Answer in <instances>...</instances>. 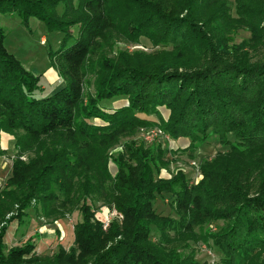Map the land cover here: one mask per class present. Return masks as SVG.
<instances>
[{
    "label": "trees",
    "instance_id": "obj_1",
    "mask_svg": "<svg viewBox=\"0 0 264 264\" xmlns=\"http://www.w3.org/2000/svg\"><path fill=\"white\" fill-rule=\"evenodd\" d=\"M236 13L234 21L227 0H0V17L17 14L25 27L36 18L61 34L50 60L65 83L43 93L40 78L6 49L0 24V134L15 137L19 156L32 155L28 162L17 159L0 187V264H198L179 254L175 238L196 240L184 230L199 216L229 222L221 234L205 235L227 264H264V61L235 56L225 41L233 21L254 44L264 39V0H238ZM142 38L159 50L112 56L117 43ZM121 97L129 106L109 113L103 103ZM163 106L172 113L164 128L171 138L197 142L211 132L229 147L203 165L198 186L182 181L176 190V178L157 180L161 154L143 145L114 160L110 155L119 137L153 124L142 115L159 116ZM252 172L260 178L255 197L245 188ZM165 192L175 196L178 222L154 209ZM92 195L124 216L113 244L107 243L112 234L90 223ZM32 207L46 218L80 212L78 256L75 250L32 256V243L4 254L10 224ZM153 227L159 242L150 239ZM171 228L173 236L166 232Z\"/></svg>",
    "mask_w": 264,
    "mask_h": 264
},
{
    "label": "rangeland",
    "instance_id": "obj_2",
    "mask_svg": "<svg viewBox=\"0 0 264 264\" xmlns=\"http://www.w3.org/2000/svg\"><path fill=\"white\" fill-rule=\"evenodd\" d=\"M237 1L227 0L230 16L234 21L238 19L236 13ZM61 10L62 8L59 9V13H61ZM234 21L229 23L226 28L225 41L227 47L233 50L235 56L247 57L250 62H263L264 39L258 44H254L251 40L252 34ZM0 24L6 33L5 47L8 52L22 63L27 72L40 78L41 91L50 95L51 89L57 88L63 81L59 70L53 67L50 60V52L58 50L60 46L61 34L48 32L45 24L36 18H30L29 26L25 27L17 14L2 15ZM74 33L77 34V29ZM157 50L159 48H156L148 39L142 38L136 43H117L112 56L117 55L119 52H126L130 55L137 53L151 54ZM51 73L54 78H48ZM51 81L52 83H50ZM91 81V88L88 91L94 94V81ZM103 105L109 109V113H112L117 109L128 107L129 99L121 97L106 101ZM171 115V111L164 106L159 107V116L154 113L148 116L142 115L141 117L153 124L119 137V143L111 148L110 155L114 160L121 154H127L128 147L135 149L134 147L143 145L146 149H152L155 155H158L157 153L161 154L158 159L159 169L155 171L157 180L171 181L176 178V190L182 188L183 182L189 188L198 186L204 180L203 165L213 162L218 154L227 153L229 147L222 145L219 136L211 132L202 135L201 140L197 142L188 137L171 138L164 129ZM93 123L98 126L105 125L101 119H95ZM229 140L231 143L235 142L233 136H229ZM15 144L16 139L13 135L1 132L0 187L2 188L6 186L7 180L12 175L14 162L19 158L24 162H28L32 157L30 154L19 156ZM126 157L128 158L127 155ZM113 160L109 163V169L115 177L118 168ZM132 164L135 165L134 162ZM255 175L256 173L252 172L250 181L245 187L252 197L257 196L260 190V178H258L259 176L256 178ZM89 202L93 206L92 213L94 215L90 223L93 225L99 223L103 226L105 235L112 234L107 243L110 245L121 239V236L114 238V233L118 228L121 231L123 230L124 216L114 207L107 205L106 202L98 200L95 195L90 197ZM154 209L162 218L177 222L180 220V216L176 212L175 196L172 193L165 192L158 196L154 203ZM198 218L193 221L192 230H184L186 232L192 231L197 239L187 238L184 239L185 241H181L178 236L175 238L177 251L183 256L192 257L198 264H227L223 252L215 246L212 239L206 241L205 235L221 234L228 228L229 222L221 219ZM79 223H82V215L76 208H73L71 212H66L62 218L59 216L58 218H46L39 213L38 209L29 208L20 220H15L10 224L5 237L6 249L4 254L7 256L11 249L22 248L32 243L34 246L32 256L55 257L61 250L67 254L75 250L78 256L80 252L76 244L75 233L76 225ZM166 232L170 236L176 234L172 228L167 229ZM150 239L154 242L162 240L161 233L155 227L152 228ZM178 239L179 243L177 242ZM261 260H264V254Z\"/></svg>",
    "mask_w": 264,
    "mask_h": 264
},
{
    "label": "crops",
    "instance_id": "obj_3",
    "mask_svg": "<svg viewBox=\"0 0 264 264\" xmlns=\"http://www.w3.org/2000/svg\"><path fill=\"white\" fill-rule=\"evenodd\" d=\"M50 77L54 78V76H53L52 73L50 74V76H49L48 78H50ZM50 83H52V81H51ZM50 83H49V84H50ZM64 85H65V83L62 81V82L58 85L57 88L51 89V91H50V95L54 94L55 92H57L58 90H60L61 88H63ZM108 106H109V105H108Z\"/></svg>",
    "mask_w": 264,
    "mask_h": 264
}]
</instances>
